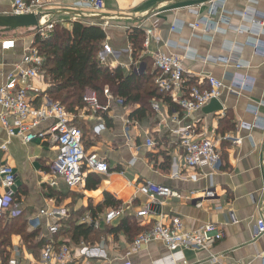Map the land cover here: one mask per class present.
Returning <instances> with one entry per match:
<instances>
[{
  "label": "crops",
  "instance_id": "1",
  "mask_svg": "<svg viewBox=\"0 0 264 264\" xmlns=\"http://www.w3.org/2000/svg\"><path fill=\"white\" fill-rule=\"evenodd\" d=\"M74 1L46 3L39 9L42 21L67 28L77 20L102 26L106 37L97 59L112 69L120 67L123 74L148 73L149 62L144 58L152 62L150 70L156 69V53L176 54L182 59L188 82L206 75L221 80L223 88L217 100L222 109H209V102L194 112H184L169 96V102L151 98L150 115L130 118L138 104H125L108 86L101 100L86 88L83 105L69 113L83 133L85 151L104 159L109 170L88 173L82 185L73 188L49 170L57 154L49 135L23 142L7 136L0 126V146H6L4 150L0 147V164H9L14 170L20 219L27 233L36 232L32 242L43 239L44 243L32 249L15 232L10 244L1 247L5 250H0V264H8L11 257H16L18 264H44L40 253L50 240L70 246V264H154L168 254L163 242L152 241L138 251H133L132 242L155 221L170 225L174 217L181 219L186 230L211 224L223 233L208 250H184L187 264H264V233L257 234L258 220L264 221V51L253 46L264 50V0H222L202 6L198 14L193 9L208 0H102L100 9L77 8ZM211 8L216 11L210 15L207 31L202 26L195 29L196 20ZM10 15H14L13 0H0V17ZM173 25L176 31L171 30ZM135 26L144 31L153 27L155 34L149 45L142 42L141 51L133 56L127 35ZM24 28L0 26V84L17 72L26 49L34 44L35 28H27V36L21 35ZM240 77H247V83L233 91V83ZM31 82L39 88L33 105L38 106L43 98L53 101L46 93L48 77L43 69ZM92 93L95 99H88ZM155 102L158 110L153 108ZM51 125L48 120L39 129ZM187 126L216 141L221 156L216 170L185 165L184 149L175 131ZM147 138L154 141L153 147L146 145ZM234 138L240 142L234 143ZM146 181L167 186L176 195L151 201L137 190ZM207 189L214 190L213 198L202 197ZM146 206L150 212L138 216ZM116 207L123 209L122 216L110 223L101 220ZM55 208L65 214L41 216L40 226L31 227L30 221L41 209L50 212ZM11 218L4 213L0 221ZM51 223L62 230L71 225L92 230L87 241H74L71 234L56 239L48 232Z\"/></svg>",
  "mask_w": 264,
  "mask_h": 264
},
{
  "label": "built area",
  "instance_id": "2",
  "mask_svg": "<svg viewBox=\"0 0 264 264\" xmlns=\"http://www.w3.org/2000/svg\"><path fill=\"white\" fill-rule=\"evenodd\" d=\"M64 0H13L14 15H28L40 13V8L46 3H61ZM222 3V0H208L205 3H199L194 8L198 14L199 8L209 5ZM74 7H83L90 9H100L103 7L102 0H75ZM216 9H208L206 16L200 17L194 23V28L201 26L205 31L210 27V15L215 13ZM54 27L53 22L42 21L34 29V34L40 37H47ZM176 31V25L171 27ZM154 28L145 30L144 45L148 46L151 38L154 36ZM253 46L258 51L264 50L257 44ZM153 63L158 70L154 79L158 89L168 94L171 100L180 110L184 112H194L212 99H217L222 91L223 83L212 75L200 76L198 81L192 85H185L190 78L185 74L182 59L176 54L156 53L153 57ZM43 57L38 53L35 46L26 49L22 56L20 65L16 67L14 73L7 76V80L0 84V126L9 137L20 138L23 142H30L34 139H46L50 136L52 143L57 147L56 156L49 163V170L60 177L69 187H79L82 185L88 173H107L108 163L95 153H87L83 147L82 132L72 122L70 113L58 102L42 100L35 106L33 101L39 93V88L32 84V80L42 70ZM235 66L240 68L241 64ZM17 77V78H16ZM196 78V77H195ZM233 83V91L236 88L245 87L247 77L237 78ZM95 99L94 94L87 97ZM153 108L158 110V102L153 103ZM52 121V125L44 130H40V125L45 121ZM180 136V144L184 149V163L186 166L194 168L207 166L211 171L216 170L220 164L221 156L216 148V141L211 137L202 136L194 131L193 127H181L175 131ZM240 142L239 138H234V143ZM148 147L154 146V141L146 139ZM6 149L5 145L0 146ZM15 173L9 164H0V220L4 213L11 216L20 212L19 202L15 199L13 185ZM139 193L145 195L149 200L156 201L160 197L176 195L172 189L151 181H146L138 185ZM195 194L192 192V195ZM190 195V196H192ZM215 196L213 189H207L203 192L204 199H211ZM150 212L148 206L140 210L137 215L145 216ZM65 214L61 209H53L48 212L46 209L39 211V216L30 221L31 227H39L41 216H60ZM123 215V209L120 207L109 209L102 221L110 223ZM95 225H98L95 222ZM48 232L55 235L59 231L57 224H48ZM264 233V221L259 219L257 222V234ZM223 233L214 225L205 224L197 229L186 230L183 227L179 217H174L170 225L163 224L161 221H155L150 228L138 234L132 242L133 251H138L142 246L148 243L160 240L168 249V254L154 261V264H187L185 262L184 250H208L215 241L222 237ZM73 261L72 250L69 245L59 244L58 240H50L40 253L41 263L50 264H70ZM8 264H18L16 257L8 259Z\"/></svg>",
  "mask_w": 264,
  "mask_h": 264
},
{
  "label": "trees",
  "instance_id": "3",
  "mask_svg": "<svg viewBox=\"0 0 264 264\" xmlns=\"http://www.w3.org/2000/svg\"><path fill=\"white\" fill-rule=\"evenodd\" d=\"M145 31L142 27H131L128 31V41L132 47V54L136 56L142 49ZM106 34L98 24H86L82 20L74 21L71 28L55 23L52 31L45 38L35 34L34 44L38 53L43 57L42 69L48 77L46 93L53 102H58L68 112H76L83 105L82 97L86 88L92 89L98 95V100L105 86L116 96L124 100L125 104H138L130 118H143L152 113L150 101L162 99L170 101L169 95L161 92L154 83L158 70H150L141 75L123 74L120 67L114 69L99 63L97 53L101 49V42ZM193 81L185 85H192ZM233 127V126H232ZM83 141V133H82ZM15 199H17L15 197ZM21 211L8 221H0V250L10 244L11 234L18 232L23 241L35 249L43 243V239L33 243L36 232L27 233L24 223L20 219ZM91 228L85 225H71L68 229H61L54 237L58 239L62 234H71V239L87 241ZM44 244V243H43Z\"/></svg>",
  "mask_w": 264,
  "mask_h": 264
},
{
  "label": "water",
  "instance_id": "4",
  "mask_svg": "<svg viewBox=\"0 0 264 264\" xmlns=\"http://www.w3.org/2000/svg\"><path fill=\"white\" fill-rule=\"evenodd\" d=\"M43 16V13H35V14H28V15H10L8 17H0V26L4 27H25V28H37L39 26V22ZM210 108L209 109H217L221 110L222 107L218 103L217 99H212L210 101ZM152 209H156V205H151Z\"/></svg>",
  "mask_w": 264,
  "mask_h": 264
},
{
  "label": "rangeland",
  "instance_id": "5",
  "mask_svg": "<svg viewBox=\"0 0 264 264\" xmlns=\"http://www.w3.org/2000/svg\"><path fill=\"white\" fill-rule=\"evenodd\" d=\"M29 30L27 28H24V30L21 31V35L27 36L29 35ZM12 35H14V33H11ZM10 36V35H8ZM77 125V124H76ZM78 127L80 128V126L78 125Z\"/></svg>",
  "mask_w": 264,
  "mask_h": 264
}]
</instances>
